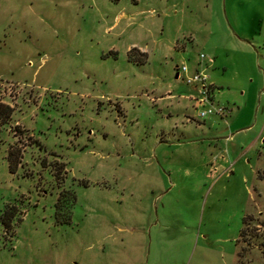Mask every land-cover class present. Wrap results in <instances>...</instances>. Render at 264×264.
Listing matches in <instances>:
<instances>
[{
	"label": "rangeland",
	"instance_id": "rangeland-1",
	"mask_svg": "<svg viewBox=\"0 0 264 264\" xmlns=\"http://www.w3.org/2000/svg\"><path fill=\"white\" fill-rule=\"evenodd\" d=\"M0 79V264H264V0H0Z\"/></svg>",
	"mask_w": 264,
	"mask_h": 264
},
{
	"label": "built area",
	"instance_id": "built-area-1",
	"mask_svg": "<svg viewBox=\"0 0 264 264\" xmlns=\"http://www.w3.org/2000/svg\"><path fill=\"white\" fill-rule=\"evenodd\" d=\"M203 60H208V62H212V60L208 58L206 55L201 54L199 57L198 67L194 69V72L191 75L187 74L188 68L185 65L179 68L180 72L177 75L178 77H181L182 79L186 80L188 84L194 85L196 90L198 91L199 96L196 97L195 100H196V107L204 109L200 111L201 117H206L207 115L212 113L222 114L223 113L222 108L214 107L213 99H214L215 87L214 84L209 82L208 76L204 73L205 67H202ZM182 73H184V76H182ZM3 84H5L4 81L2 82V79H0V86H2ZM12 92L13 91L11 90L9 92V95ZM1 94L7 95L5 90L4 92L2 91ZM0 104H5L10 106V104L6 103L2 97H0ZM208 105L210 106L208 109H206L205 107Z\"/></svg>",
	"mask_w": 264,
	"mask_h": 264
},
{
	"label": "trees",
	"instance_id": "trees-1",
	"mask_svg": "<svg viewBox=\"0 0 264 264\" xmlns=\"http://www.w3.org/2000/svg\"><path fill=\"white\" fill-rule=\"evenodd\" d=\"M12 111L13 109L9 105L0 104V121L5 123L8 120V118L11 116ZM14 164H15L14 161L10 157V170L11 171H13L14 169Z\"/></svg>",
	"mask_w": 264,
	"mask_h": 264
},
{
	"label": "crops",
	"instance_id": "crops-1",
	"mask_svg": "<svg viewBox=\"0 0 264 264\" xmlns=\"http://www.w3.org/2000/svg\"><path fill=\"white\" fill-rule=\"evenodd\" d=\"M177 77H178V75H177Z\"/></svg>",
	"mask_w": 264,
	"mask_h": 264
}]
</instances>
